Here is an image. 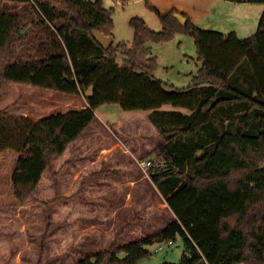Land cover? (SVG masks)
<instances>
[{"label": "trees", "instance_id": "obj_1", "mask_svg": "<svg viewBox=\"0 0 264 264\" xmlns=\"http://www.w3.org/2000/svg\"><path fill=\"white\" fill-rule=\"evenodd\" d=\"M0 3V89L7 79L72 96L91 90L86 106L37 121L0 110V151L18 152L11 175L17 199L32 194L104 103L148 111L163 137L149 154L166 164H152L149 175L174 218L154 234L112 243L77 264H140L151 255L147 245L177 236L184 245L180 259L161 264H264V10L257 31L239 38L200 28L184 13L182 25L175 8L162 13L148 4L162 29L134 16L132 43L114 44L112 9L102 0ZM95 29L112 45L104 49L92 36ZM175 31L193 36L200 61L186 87L155 77L146 45ZM166 104L172 108H162Z\"/></svg>", "mask_w": 264, "mask_h": 264}, {"label": "rangeland", "instance_id": "obj_2", "mask_svg": "<svg viewBox=\"0 0 264 264\" xmlns=\"http://www.w3.org/2000/svg\"><path fill=\"white\" fill-rule=\"evenodd\" d=\"M177 1L189 6L184 14L200 28L234 32L239 38L257 31L264 10V3L247 0ZM163 2L102 0L104 7L112 9L114 44L132 43L130 19L134 16L152 30H161L162 24L148 4L165 13ZM146 45L155 58V77L175 87L191 83L200 67L193 36L175 31L165 41ZM90 91L72 96L6 79L1 82L0 110L37 121L85 106ZM163 108L172 107L166 104ZM139 111L123 110L116 103L98 106L87 130L69 143L44 171L32 194L22 201L14 196L11 183L18 152L11 148L0 151V264H77L112 243L124 244L154 234L174 218V214H165L164 199L149 175L152 164H166L163 158L122 152L131 144L126 143L125 132L136 135L151 131L148 121L139 118ZM141 159L152 163L142 168ZM159 245H147L151 255L142 258L140 264L178 262L184 250L179 236L170 245L162 243L155 252Z\"/></svg>", "mask_w": 264, "mask_h": 264}, {"label": "crops", "instance_id": "obj_3", "mask_svg": "<svg viewBox=\"0 0 264 264\" xmlns=\"http://www.w3.org/2000/svg\"><path fill=\"white\" fill-rule=\"evenodd\" d=\"M210 2H212V1H210ZM163 5L165 7L164 9H166L167 11L172 9V8H175L176 10H178L181 13H187V10L189 8V6L186 3L181 2V1H177V0H165V2H163ZM86 104H87V102H86ZM139 112H140L139 118H141L142 120L148 121V124L150 125L149 128L151 129V131L149 130L146 134L139 133L136 135H132V133L128 134L127 132H125L126 136L129 137V139H126V136H125V140H127L126 143H131L129 145L124 144L126 146V148L125 149L122 148V150H123L122 152L125 154L126 153H129L130 155L141 154V153L149 154L150 151H152L156 146L160 145L163 142V137L157 132V130L155 129V127L153 126V124L151 123V121L147 117L148 111L140 110ZM87 128L84 130V132L87 130ZM151 133L154 134L155 138H152ZM135 136H137V137H135ZM76 140L77 139H75L74 141H76ZM154 186L156 187V185H154ZM157 191L160 193V195L164 199V204H162V206H164L163 210H164L165 214H167L169 217H171L173 215V212L168 207L166 200H165V197L161 194V192L159 191L158 188H157Z\"/></svg>", "mask_w": 264, "mask_h": 264}, {"label": "water", "instance_id": "obj_4", "mask_svg": "<svg viewBox=\"0 0 264 264\" xmlns=\"http://www.w3.org/2000/svg\"><path fill=\"white\" fill-rule=\"evenodd\" d=\"M173 15L175 18L178 19V21L182 25H184L188 20V17L181 12H175ZM207 28L208 26H205L203 29H207ZM92 36L104 49H107L113 43V39L111 37L105 36L103 33L99 32L96 29L92 31ZM263 168H264V164L260 166V169Z\"/></svg>", "mask_w": 264, "mask_h": 264}, {"label": "built area", "instance_id": "obj_5", "mask_svg": "<svg viewBox=\"0 0 264 264\" xmlns=\"http://www.w3.org/2000/svg\"><path fill=\"white\" fill-rule=\"evenodd\" d=\"M151 163H152V161L150 160V159H141V160H139V165L142 167V168H147V167H149L150 165H151ZM162 243H164V244H172V241H168V242H160L159 244V246H157V247H155L154 248V251L155 252H158L161 248H162Z\"/></svg>", "mask_w": 264, "mask_h": 264}]
</instances>
